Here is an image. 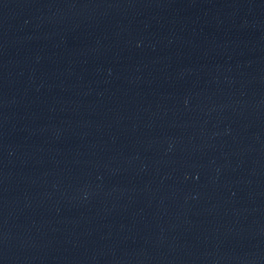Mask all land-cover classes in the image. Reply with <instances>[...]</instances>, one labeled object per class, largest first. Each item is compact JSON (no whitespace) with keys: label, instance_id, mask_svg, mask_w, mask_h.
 I'll list each match as a JSON object with an SVG mask.
<instances>
[{"label":"water","instance_id":"1","mask_svg":"<svg viewBox=\"0 0 264 264\" xmlns=\"http://www.w3.org/2000/svg\"><path fill=\"white\" fill-rule=\"evenodd\" d=\"M0 264H264V0H0Z\"/></svg>","mask_w":264,"mask_h":264}]
</instances>
